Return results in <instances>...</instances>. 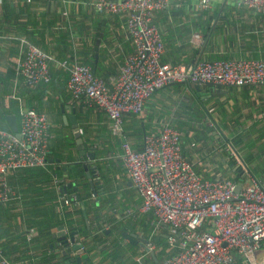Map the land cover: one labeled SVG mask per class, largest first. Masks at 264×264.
<instances>
[{"label":"crops","instance_id":"1","mask_svg":"<svg viewBox=\"0 0 264 264\" xmlns=\"http://www.w3.org/2000/svg\"><path fill=\"white\" fill-rule=\"evenodd\" d=\"M96 1L0 3V112L9 108L5 100L14 92L26 106L46 112L53 155L49 153L45 167L23 169L10 176L20 198L0 205V247L15 264H39L42 257L50 256L52 264L57 261L63 247L54 244L53 235L61 225L67 236L75 233L77 243L83 244V264H140L138 259L163 264L171 253L168 242L163 252L162 246L152 242L154 234L168 236L169 227L158 225L152 213L141 210L142 199L123 167L122 145L111 135L106 113L73 101L67 91V70L52 65L51 83L34 89L23 80L17 86L13 83L20 39L32 35L61 60L72 57V36L81 52L91 46L95 50L99 39L94 57L109 83L133 46L126 17L99 11L94 6ZM153 20L163 34L164 63L230 57L264 59V15L243 7L239 0H215L209 10L200 0H172L167 10L154 14ZM196 33L204 38L200 46L192 41ZM72 114L78 119L84 143L90 147L88 152L96 154L94 161L79 155L76 130L65 118ZM167 123L182 131L184 153L204 178L220 175L234 179L241 175L239 165L230 164L234 155L237 163L244 155L249 167L264 177V86L174 84L157 91L141 113L126 114L125 131L132 147L141 150L145 137ZM200 131H206L204 141ZM239 137L250 139L249 145L232 148L229 140ZM85 163L94 168L103 188L89 185ZM78 170L83 171L82 176H75ZM70 171L75 178L61 180L58 185L56 176L65 177ZM73 195L79 196L77 204L65 206L62 197ZM129 212L132 214L127 218ZM150 243L152 250L147 246ZM235 264L246 262L236 254Z\"/></svg>","mask_w":264,"mask_h":264},{"label":"built area","instance_id":"2","mask_svg":"<svg viewBox=\"0 0 264 264\" xmlns=\"http://www.w3.org/2000/svg\"><path fill=\"white\" fill-rule=\"evenodd\" d=\"M171 1L95 2L101 12L126 17L133 46L109 83L78 58L74 36L72 57L66 60L57 59L24 37L20 39L21 52L14 67V86L20 80L29 89L50 84L51 67L55 65L67 70V90L73 101L96 106L106 113L111 135L122 145L123 167L142 199L141 210L152 213L158 225L169 227L167 242L171 253L163 264H235L236 254L246 264H264V183L241 158L237 164L242 167V187L236 192L239 182L233 178L219 175L206 179L196 172L184 153L182 132L173 125L167 123L148 134L141 150H135L126 135V114L141 113L153 95L165 87L178 83L264 86L263 58L198 59L190 64L162 62L165 42L153 18L157 11L167 10ZM214 1L200 0V3L207 9ZM239 3L264 15V0H239ZM192 41L200 46L204 38L196 33ZM9 99L18 103L21 138L0 127V205L20 198L10 183V175L27 168L45 167L50 153L48 114L26 106L17 92L9 95ZM56 181L58 185L61 182ZM62 201L65 206H74L78 198L65 196ZM147 246L152 250L154 245ZM0 264H15L1 247Z\"/></svg>","mask_w":264,"mask_h":264},{"label":"water","instance_id":"3","mask_svg":"<svg viewBox=\"0 0 264 264\" xmlns=\"http://www.w3.org/2000/svg\"><path fill=\"white\" fill-rule=\"evenodd\" d=\"M99 39L96 42V47L95 50L98 49L99 47ZM97 56V55H96ZM95 71V68H94ZM72 109V108H71ZM65 118L67 120L70 121L71 126L75 131L74 135L75 137H77V144H78V149H79V155L81 157H84L86 155L89 156L91 161L95 160V152H88V145L84 143V139H82V133L79 129V122L78 119L75 115H70V116H65ZM7 121H8V125L9 128L12 132L16 133V135L21 138V135L19 133V120L18 117L16 115H7ZM213 135H216L217 137L219 136L216 131H212ZM93 148V147H92ZM90 151V150H89ZM53 161V160H52ZM84 168L86 170V175L87 177L90 179L89 180V185L92 187H99V188H103V184L101 183V180L98 178V174L94 172V168L91 166L90 163H85ZM69 187H72L71 184H69ZM242 187V181L240 180L237 187H236V192H239L240 189ZM66 188V187H64ZM96 193V192H95ZM97 205V203H96ZM75 233H70L69 236H67L66 232H65V226L61 225L58 228V232L53 235V237L55 238L54 244L63 247V250L61 251L57 261H54L56 263L53 262V264H83V257L82 255H84V246L82 243H77V238L75 236ZM75 251L76 252V256L72 257V252ZM152 255H154V253L152 252ZM160 264V263H159Z\"/></svg>","mask_w":264,"mask_h":264},{"label":"trees","instance_id":"4","mask_svg":"<svg viewBox=\"0 0 264 264\" xmlns=\"http://www.w3.org/2000/svg\"><path fill=\"white\" fill-rule=\"evenodd\" d=\"M5 3V0H2V4L3 5ZM212 7L210 8H207L205 10H209L211 9ZM73 33V32H72ZM28 41H30L32 44L34 45H37L41 48H43L44 50L48 51L45 47L41 46V43L39 41H37L35 38H34V35H32L31 37H26ZM72 51V50H71ZM49 52V51H48ZM77 54H78V58L81 57L80 59L84 62V63H87L89 65H91L93 67V69L95 68V73L96 75L104 78V79H107L108 76H106V78L101 74L102 73V70H101V67L99 66V64L95 61L97 59H95L94 55H95V50H94V46H91L89 48H84L83 51H78L77 50ZM80 55V56H79ZM57 58V57H56ZM58 59V58H57ZM61 60V59H59ZM179 64V63H178ZM190 64V63H189ZM13 74V72H12ZM173 86V85H172ZM164 89V88H163ZM68 91V90H67ZM69 92V91H68ZM6 106L9 107V108H6L3 112H0V127L2 128H5V129H8L10 130L9 128V125H8V121H7V115L9 114H15L17 117H18V103L16 100H13V99H6ZM147 104V103H146ZM19 124H20V120H19ZM177 128V127H176ZM179 129V128H178ZM180 130V129H179ZM181 131V130H180ZM182 132V131H181ZM206 131H200L199 132V136H200V139L204 141L205 137H206ZM229 140V139H227ZM250 139L248 138H233L231 140H229V143L231 144L232 148H235L237 147L238 145H241L243 143H246L247 145H249ZM239 153V152H238ZM186 155V153H185ZM240 157V154H236ZM49 156V155H48ZM50 156H53L52 153H50ZM249 159L253 158V154L250 153L249 155ZM244 155L242 157H240L243 161L244 164H246L248 166V168L251 170V172L253 173V175L258 179L260 180L262 183H264V177H259L258 176V173L256 171H254L253 169H251L249 167V164L248 162L245 161V158H243ZM186 158L188 159L187 155H186ZM189 160V159H188ZM190 161V160H189ZM230 164L232 165H236L237 164V160H236V157L235 155L231 158H230ZM240 167V166H239ZM195 168V167H194ZM242 167H240L241 169ZM196 170V169H195ZM17 172V171H16ZM197 172V171H196ZM15 173V172H14ZM198 173V172H197ZM13 174V173H12ZM11 174V175H12ZM199 174V173H198ZM10 175V176H11ZM83 175V171L82 170H78V171H75V176H82ZM201 175V174H200ZM202 176V175H201ZM261 176H264V175H261ZM57 178L56 179H60L63 180V182H66L67 179H71V178H75L72 174V172L70 171V173L67 175V176H56ZM203 177V176H202ZM78 178V177H77ZM234 180L236 181H240L241 180V175H238L237 178H234ZM77 198L79 199V196H77ZM165 240H167V235L166 236H160V235H152V242L153 243H156L158 244L159 246H162V252L164 251V248L166 247L167 245V241L165 242ZM3 249V248H2ZM4 250V249H3ZM5 252V251H4ZM6 254V253H5ZM7 256V255H6ZM161 256V255H160ZM159 256V257H160ZM8 257V256H7ZM53 257L50 256V257H42V259L40 260L39 264H52V259ZM49 260V261H48ZM48 261V262H47ZM146 263L147 264H151L152 261L151 259H146Z\"/></svg>","mask_w":264,"mask_h":264},{"label":"clouds","instance_id":"5","mask_svg":"<svg viewBox=\"0 0 264 264\" xmlns=\"http://www.w3.org/2000/svg\"><path fill=\"white\" fill-rule=\"evenodd\" d=\"M18 117H19V115H18ZM19 126H20V124H19Z\"/></svg>","mask_w":264,"mask_h":264},{"label":"rangeland","instance_id":"6","mask_svg":"<svg viewBox=\"0 0 264 264\" xmlns=\"http://www.w3.org/2000/svg\"><path fill=\"white\" fill-rule=\"evenodd\" d=\"M21 171V170H20Z\"/></svg>","mask_w":264,"mask_h":264}]
</instances>
